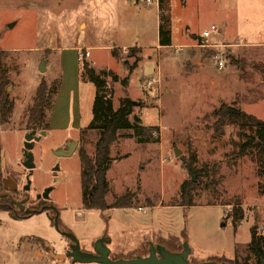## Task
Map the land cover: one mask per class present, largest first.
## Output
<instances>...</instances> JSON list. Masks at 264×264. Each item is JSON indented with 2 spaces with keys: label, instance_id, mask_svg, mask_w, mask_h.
<instances>
[{
  "label": "rangeland",
  "instance_id": "1",
  "mask_svg": "<svg viewBox=\"0 0 264 264\" xmlns=\"http://www.w3.org/2000/svg\"><path fill=\"white\" fill-rule=\"evenodd\" d=\"M168 5L172 46L157 47L155 0H0L2 65L14 105L0 129V196L10 191L15 199L24 193L27 173L20 160L29 131L27 108L43 79L55 85L47 114L51 110L56 120L41 129L44 135L34 142L28 195L35 201L36 193L52 187L48 200L56 210L59 229L70 231L80 249L89 251L105 234L112 254L117 237L132 245L142 235L154 238L163 233L176 237V243L167 246L180 249L188 244L192 263L259 264L247 248L251 227L264 223L257 163L238 152L237 128L225 126L218 133L210 114L220 103L234 102L264 120V79L256 68L264 64V46L241 44L264 41V0H169ZM211 24L229 36H207V42L221 47L184 45L200 41ZM75 47L89 49L87 63L104 80L113 108L127 96L136 102L133 111L140 124L158 128L152 133L156 141L138 143L130 136L111 146L113 161L106 173L110 192L105 200L110 204L113 195L132 191L136 196L131 207L98 211L81 205L78 151L91 154L97 134L90 130L81 135L76 127L92 120L95 86L82 75ZM216 51L224 60L221 68L211 57ZM42 60L44 71L39 70ZM110 71L117 80L107 75ZM157 74L159 82L146 87L145 78ZM121 133L131 135V130ZM73 135L74 152L56 155L54 150ZM185 164L197 174L188 173ZM190 179L195 183L192 205L181 206V185ZM233 206L240 209L241 218L229 214ZM130 229L135 234L128 237ZM147 242L128 257L147 253ZM63 244L64 253L69 240L54 228L49 211L14 217L0 210V264H60L47 258L48 246L54 255ZM36 252L48 260L38 263ZM64 264L98 263L72 262L67 257Z\"/></svg>",
  "mask_w": 264,
  "mask_h": 264
},
{
  "label": "trees",
  "instance_id": "2",
  "mask_svg": "<svg viewBox=\"0 0 264 264\" xmlns=\"http://www.w3.org/2000/svg\"><path fill=\"white\" fill-rule=\"evenodd\" d=\"M159 11V45H170V16L168 12L169 0H157ZM113 56H118L116 50H112ZM214 53L211 54V56ZM4 52L0 50V127L6 123L13 110V101L10 99L7 87L10 80L7 76V70L2 65ZM135 66V65H133ZM262 79H264V64H257ZM82 75L91 81L95 86V97L92 105V120L89 125L79 130L80 134H86L88 131H95L97 137L93 143V150L88 154L85 149H79L78 159L80 164V191L81 203L85 209H96L104 211L108 208H127L131 207L136 194L132 191H126L119 195H113V200L108 204L105 200L110 192L109 181L106 178L112 160L110 148L119 139L134 136L138 143L156 141L152 136L156 127L144 126L140 124V118L134 113L133 100L124 96L118 99V105L113 108L111 98L105 90V82L90 65L83 60L81 62ZM107 75L117 80L111 71ZM122 83L125 85L126 80ZM55 91V85H47L41 79L33 96L31 104L27 108V117L25 122L26 130L33 127L37 130L48 127L47 111L52 105V94ZM106 96H102L101 93ZM214 119L213 126L218 133H222L225 126L237 128L239 141L237 142L238 152L240 154H249L257 163L256 174L260 177L257 183L258 191L264 193V120L241 110L234 102L231 104L220 103V105L210 114ZM131 130V135H124L121 132ZM188 173H195L193 169L185 164ZM195 183L192 179L184 181L180 190V205H192V190ZM11 202L7 198L0 199V210L8 211L12 216L18 217L22 212H15ZM234 218H241L240 209L232 207L229 212ZM168 247L174 249L171 245ZM247 248L254 255L260 264L264 261V236L259 234L256 227L250 229V239L247 242ZM177 250V249H175ZM231 264H237L235 261H228Z\"/></svg>",
  "mask_w": 264,
  "mask_h": 264
},
{
  "label": "water",
  "instance_id": "3",
  "mask_svg": "<svg viewBox=\"0 0 264 264\" xmlns=\"http://www.w3.org/2000/svg\"><path fill=\"white\" fill-rule=\"evenodd\" d=\"M39 70H45L43 60L40 62ZM101 95L104 96V93H101ZM133 104L135 105L136 102L133 101ZM42 135H44V131L41 130L36 133V128L34 127L24 135L22 158L20 161L24 169L28 170V173L25 176V184L23 185V188L26 191L30 189L29 176L34 167L32 148L34 142ZM76 145L77 141L68 137L54 150V153L59 156L70 155L74 152ZM175 153L178 154L177 149H175ZM51 190V186L45 187L41 193L36 195V198L41 197L42 199H48ZM5 194L11 197L8 192ZM11 200L18 207V209L24 210L27 214L37 211L36 209H24L22 201H17L12 198ZM53 226L61 235L65 236L69 240L68 249L64 252V257H69L72 262L98 264H231L224 260H205L192 263L189 260L190 248L186 242L183 243L180 250H174L168 247L165 243H153L148 241L146 255L143 256L136 254L129 258L118 257L116 259H112L109 257L110 249L107 245L110 240L105 235L96 239L92 245L93 252H88L80 249L77 238L70 231L66 229H59L56 214L53 216ZM255 226L256 225H254V227ZM260 264H264V261H261Z\"/></svg>",
  "mask_w": 264,
  "mask_h": 264
},
{
  "label": "crops",
  "instance_id": "4",
  "mask_svg": "<svg viewBox=\"0 0 264 264\" xmlns=\"http://www.w3.org/2000/svg\"><path fill=\"white\" fill-rule=\"evenodd\" d=\"M156 6H158V4L156 3ZM221 29L222 28H220V32L217 34V36L219 35L220 37H221V35H222V38L224 39H228L229 38V36H228V34L225 32V29H224V31L222 30L221 31ZM218 36V37H219ZM206 38L207 37H202V39L200 40V41H198V42H187L186 44H184V45H186V46H188V48H190V47H197V48H205V47H203V46H201V45H203V44H208V43H210V42H207L206 41ZM171 40H172V37L170 38V45L169 46H172V42H171ZM210 44H212V45H216V44H218V43H215V42H211ZM242 45H248V46H264V41H257V42H244V43H241ZM155 46H157V47H160V45H155ZM225 46H228V45H225ZM122 47H124V46H122ZM75 49L78 51V47H75ZM89 56H90V54H89ZM88 56V57H89ZM86 58L85 59V61L86 62H89V58ZM89 64V63H88ZM57 95V94H56ZM48 116H47V121H48V125L50 124V125H52L54 122H55V120H56V117L54 116V113L50 110V112H48V114H47ZM67 127V126H66ZM65 127V128H66ZM76 127H78L79 128V130L81 129V128H84V127H86V126H83V127H81V125H79V126H76ZM0 129H1V127H0ZM68 138V137H67ZM66 138V139H67ZM69 138H74V135L71 137V136H69ZM110 150H111V148H110ZM0 153H2V151H1V149H0ZM2 168V167H1ZM6 170V164H3V171H5ZM3 174H2V179H3ZM5 178V177H4ZM3 182H4V179L2 180ZM116 209H123V208H116ZM127 235H128V237H131L130 236V232H133L134 233V231H131V229L130 230H127ZM135 234V233H134ZM135 237H137L136 235H135ZM134 237V238H135ZM148 238H150V237H146V235H142L141 236V238L138 240V242H137V239H133L132 240V245L131 244H127V241H126V243L124 242V241H122V240H119L118 239V237H117V239H116V248H114V250L111 252L112 254V256H116V258H118V257H128L129 255H132V254H134L138 249H139V247H141L144 243H146L147 242V239ZM173 238H176V237H174V236H168V235H165V234H163V233H159V235L157 234L156 235V237H154V238H150V240H151V242H153V243H156V242H161V243H170L171 241H173V242H175L176 243V241H174V239ZM128 240H129V238H128ZM149 241V240H148ZM148 243V242H147ZM177 245V244H176ZM180 245V244H179ZM64 247H65V245L63 244L62 245V248H61V251H59L58 253L57 252H55V249H54V255H52V253H51V250H52V246H48V248H50L49 249V251H50V253H49V255H47L48 257V259H51V260H54V261H56V262H59L60 264H64L65 263V261H66V258L67 257H64V253H63V250H64ZM63 249V250H62ZM125 255H127V256H125ZM118 256V257H117ZM35 257H37L38 258V260H39V262L38 263H43V260L44 261H47L48 259L46 258V257H44L43 255H42V253H38V252H36L35 253ZM29 261L28 262H31V259H28Z\"/></svg>",
  "mask_w": 264,
  "mask_h": 264
},
{
  "label": "flooded vegetation",
  "instance_id": "5",
  "mask_svg": "<svg viewBox=\"0 0 264 264\" xmlns=\"http://www.w3.org/2000/svg\"><path fill=\"white\" fill-rule=\"evenodd\" d=\"M39 131V130H38ZM21 167H22V169L24 170V171H26V173H28V170H26V169H24V167L22 166V164H21ZM26 175V174H25ZM22 189L24 190V193H23V195L21 196V197H16L15 199L17 200V201H22V204H23V206H24V209H30V210H34V209H36L37 211L36 212H41V211H49V213H50V215H51V217H52V223H53V216L56 214V216H57V213H56V210L51 206V204H50V202H49V200L48 199H42L41 197H39V198H36V195L38 194V193H36L34 196H33V199L35 200V201H30V196L28 195V192H30L29 190L28 191H26L23 187H22ZM43 191V190H42ZM41 191V192H42ZM10 192V191H9ZM8 192V193H9ZM40 192V193H41ZM5 193H7V191H3V192H1V196H0V199H2L3 197L4 198H7L10 202H11V205L10 206H12V208H13V210L15 211V212H17V211H19V212H22L23 214L22 215H19L18 217H25V216H28V215H30V214H32V213H29V214H27V213H25L24 212V210H20V209H18V207L13 203V201L11 200V198L13 199V197L11 196V194L10 193H12V195H13V192H10L9 194H10V196L11 197H9L8 195H6ZM81 200V199H80ZM81 202V201H80ZM81 205H82V203H81ZM52 207V208H51ZM84 209V208H83ZM36 212H33V213H36ZM58 219V218H57ZM59 222V221H58ZM103 235H105V234H103ZM106 236V235H105ZM100 237H102V235H100L98 238H100ZM97 238V239H98ZM93 245V244H92ZM107 245H109V244H107ZM148 247V246H147ZM68 249V246H67V248L65 249V251ZM180 249H181V247H180ZM180 249H177V250H180ZM175 250V249H174ZM88 252H93V250H92V246H91V248H90V250L88 251ZM142 255L144 256V255H146V253H142ZM109 257L110 258H112V259H116V256H112L111 254H110V252H109ZM126 258H129V257H126Z\"/></svg>",
  "mask_w": 264,
  "mask_h": 264
},
{
  "label": "built area",
  "instance_id": "6",
  "mask_svg": "<svg viewBox=\"0 0 264 264\" xmlns=\"http://www.w3.org/2000/svg\"><path fill=\"white\" fill-rule=\"evenodd\" d=\"M146 1L150 2L152 0H146ZM155 1L157 3V0H155ZM211 33L218 34L219 33L218 27L213 25V24H211L208 28H206V29H204L202 31V36L203 37H207ZM201 46H203L205 48H217V47H221L222 44L212 45V44L208 43V44H203ZM88 56H89V49L78 48L77 59L80 62L85 60ZM211 57L215 60L217 68L223 67L224 60H223V57H222V55H221V53L219 51H216ZM158 82H159V74H157V76H147L145 78V83L144 84H145L146 87H152ZM138 209H142V208H138ZM257 231H258L259 234L264 236V223L259 225V226H257Z\"/></svg>",
  "mask_w": 264,
  "mask_h": 264
}]
</instances>
